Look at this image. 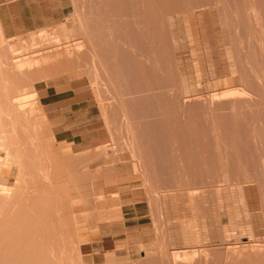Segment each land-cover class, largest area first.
<instances>
[{
  "label": "rangeland",
  "instance_id": "1",
  "mask_svg": "<svg viewBox=\"0 0 264 264\" xmlns=\"http://www.w3.org/2000/svg\"><path fill=\"white\" fill-rule=\"evenodd\" d=\"M261 1L0 0V264H264L243 228L264 226ZM48 84L82 97L92 147L57 141ZM220 155L229 189L206 176Z\"/></svg>",
  "mask_w": 264,
  "mask_h": 264
},
{
  "label": "crops",
  "instance_id": "2",
  "mask_svg": "<svg viewBox=\"0 0 264 264\" xmlns=\"http://www.w3.org/2000/svg\"><path fill=\"white\" fill-rule=\"evenodd\" d=\"M0 5H3L1 2ZM16 7L18 11L20 10L19 4L16 2ZM1 18L4 20V26H14L15 20H18L20 26L23 27L24 16L22 13L16 15H5L3 14ZM9 19V21H8ZM69 90H59L56 84H48L42 87H38L36 92L38 93L41 103L43 106L49 107L50 109L60 110L59 115L63 118V128L56 133V139L59 143L63 145L64 148H71L73 150H82L85 148L92 147L95 144L96 136L86 132L85 130L77 131L80 128H75L77 119L72 116L83 114V99L78 96L77 93L66 94ZM68 151L67 149L65 150Z\"/></svg>",
  "mask_w": 264,
  "mask_h": 264
},
{
  "label": "bare ground",
  "instance_id": "3",
  "mask_svg": "<svg viewBox=\"0 0 264 264\" xmlns=\"http://www.w3.org/2000/svg\"><path fill=\"white\" fill-rule=\"evenodd\" d=\"M145 1V0H144ZM173 1V0H172ZM194 1V0H193ZM202 1V0H201ZM210 1V0H209ZM213 1V0H212ZM217 1V0H216ZM260 1V0H259ZM263 1V0H262ZM261 1V2H262ZM123 2H124V0H123ZM175 2V1H174ZM185 2V1H184ZM177 3V2H176ZM175 3V4H176ZM182 3V2H181ZM212 3V2H211ZM126 4V3H125ZM164 4V3H163ZM170 4H172V3H170ZM174 4V3H173ZM202 4V3H201ZM177 5V4H176ZM164 6V5H163ZM119 7V6H118ZM123 8H126L125 6H122ZM165 7V6H164ZM176 7V6H175ZM196 7H198V6H196ZM255 7V6H254ZM116 8V7H115ZM170 8H172V7H170ZM174 8V7H173ZM127 10H128V8H126ZM202 9V8H201ZM204 9V8H203ZM118 10H120V9H118ZM123 11V10H122ZM122 11H117L118 13L119 12H122ZM124 11H125V9H124ZM123 11V12H124ZM142 9L140 10V8H137V9H135V10H133V13L131 12V14H134V16L135 17H141V16H143L144 14H145V12H143L144 14H142ZM165 11V10H164ZM263 11V10H262ZM119 13L120 15L122 14H124V13ZM147 12V11H146ZM168 12V11H167ZM128 13H129V10H128ZM174 13V12H173ZM126 14V13H125ZM124 14V15H125ZM119 15V16H120ZM131 17H133L132 15H130ZM176 16V15H175ZM128 17H129V14H128ZM123 18V17H121L120 16V18H119V20L122 18V19H124V20H121V25H122V22H123V25H122V27L124 26V28H125V32H124V28H121L123 31L122 32H124V34L123 35H126V39H125V41L127 42V44H128V46H126V47H129V45H131L132 47H133V45L132 44H135V43H137L138 42V40L136 39V37H133V31H132V27H133V25L132 24H130L129 22H130V20L132 19H130V20H126V19H129V18ZM171 17V16H170ZM169 17V18H170ZM229 17V16H228ZM168 18V17H167ZM164 19H165V17H164ZM254 19H255V17H254ZM261 20V19H260ZM171 22V23H170ZM174 23H175V21H174V19H173V16L169 19V24H172V27L174 26ZM111 26V25H110ZM110 26H109V28H110ZM176 26V25H175ZM237 27V26H236ZM108 28V27H107ZM242 28V27H241ZM1 29H2V27H1ZM112 29H113V27H112ZM111 29V31L113 32V30ZM168 29H170V28H168ZM173 29V28H172ZM97 30V29H96ZM103 30V29H102ZM108 30V29H107ZM178 30V29H177ZM132 31V32H131ZM175 31V30H174ZM177 32V31H176ZM168 33H170V32H168ZM109 34V33H108ZM174 34V33H173ZM231 35V34H230ZM175 37V36H174ZM103 38V37H102ZM101 38V39H102ZM104 38H105V35H104ZM136 39V41L137 42H135V39ZM105 41H106V39H104ZM104 40L102 41V43L105 45H103V48L102 49H104L106 46H108L109 44H108V40L106 41V42H104ZM259 42V41H258ZM98 44V43H97ZM99 45V44H98ZM139 45V44H138ZM97 46V45H96ZM130 46V47H131ZM99 47H102V46H100L99 45ZM135 47V46H134ZM136 47H138V46H136ZM107 48V47H106ZM140 48V47H139ZM130 49V48H129ZM101 50V49H100ZM110 50V49H109ZM135 50V49H134ZM138 50V49H137ZM137 50H135L136 52L133 54L132 53V55H134L135 56V59L138 61V64H140V65H142V64H144L143 63V60H142V58H143V56L146 54H142V52H144V51H142L141 49H139V51H137ZM174 50V49H173ZM232 53V52H231ZM141 55H143V56H141ZM150 55V54H149ZM244 55V54H243ZM103 56V55H102ZM240 56V55H239ZM1 57V56H0ZM101 59V58H100ZM147 59V58H146ZM7 61V60H6ZM100 61V60H99ZM136 61V62H137ZM4 64V63H3ZM6 65H10L9 63L8 64H6ZM257 65V64H256ZM3 68V67H2ZM139 71V70H138ZM144 71H145V68H144ZM243 71V70H242ZM141 73V72H140ZM145 73V72H144ZM257 74V73H256ZM143 77H144V75H142ZM145 76H146V74H145ZM155 76V75H154ZM151 77V76H150ZM149 77V78H150ZM148 78V77H147ZM174 78V77H173ZM154 83V82H153ZM148 84V83H147ZM172 84V83H171ZM127 86V85H126ZM153 86V85H152ZM158 86V85H157ZM173 86V85H172ZM161 87V86H160ZM159 87V88H160ZM172 88V87H171ZM149 89V88H148ZM147 89V90H148ZM154 90V89H153ZM150 92V91H149ZM134 94V93H133ZM156 94V93H155ZM148 95V94H147ZM180 95V94H179ZM137 96H139L138 94H137ZM156 96V95H155ZM147 97V96H146ZM145 97V98H146ZM149 97V96H148ZM151 97V96H150ZM152 97H153V95H152ZM177 97H179V96H177ZM9 98V97H8ZM188 98V97H187ZM251 98V97H250ZM149 99V98H148ZM156 99V98H155ZM254 99V98H253ZM10 100V101H9ZM9 102H11L12 104H18L19 106H20V102H21V99L17 96V97H13V98H9ZM146 100V99H145ZM150 100V99H149ZM186 100V99H185ZM155 101V100H154ZM263 101V100H262ZM23 102V101H22ZM139 102V101H138ZM144 103V102H143ZM145 103H146V101H145ZM156 103V102H155ZM7 104H8V102H7ZM10 104V103H9ZM140 105V104H139ZM153 105V104H152ZM135 106V105H134ZM143 106H144V104H143ZM10 107H13V106H11L10 105ZM142 107V106H141ZM149 107V106H148ZM153 107V106H152ZM235 107V106H234ZM15 107H13V109H14ZM137 108V107H136ZM146 108H147V106H146ZM9 109V108H8ZM11 109V108H10ZM9 109V110H10ZM23 109V108H22ZM144 109V108H143ZM151 109V108H150ZM154 109V108H153ZM145 110V109H144ZM2 111V110H1ZM130 111V110H129ZM152 111V110H151ZM10 112L12 113L13 111H11L10 110ZM130 113V112H129ZM14 114V113H13ZM127 114V113H126ZM132 114V113H131ZM148 114V113H147ZM3 115V114H2ZM12 115V114H11ZM6 116H7V114H6ZM5 118V117H4ZM145 120V119H144ZM16 125V124H15ZM134 133V132H133ZM165 151V150H164ZM167 151V150H166ZM207 151V150H206ZM208 153V152H207ZM206 153V154H207ZM166 154V153H165ZM147 158V157H146ZM205 158V157H204ZM208 158V157H207ZM210 159H212L213 160V162H214V153H213V156H210L209 157ZM174 159V158H173ZM180 159V158H179ZM207 160V159H206ZM208 161V160H207ZM210 161V160H209ZM208 161V162H209ZM220 161L222 162L221 163V169H219L220 167H218V168H216L215 166L213 167V169L211 170H207L208 172H206V176H208V179L211 181V182H213V180H214V177H217V178H219V177H223V182L225 183V187H226V189H229L228 187H230L229 185H231V184H233L232 182H229L230 180H229V177H228V172H227V170H226V168L227 167H225L226 165L224 164V162H223V159H222V157H221V155H220ZM203 162V161H202ZM209 164H211V162L209 163ZM205 165H207V164H205ZM213 166V165H212ZM135 167H136V165H135ZM210 168V167H209ZM59 169V168H58ZM178 169V168H177ZM185 169V168H184ZM189 171V170H188ZM156 172H157V170H156ZM227 172V173H226ZM230 176V175H229ZM247 176V174L245 175V177ZM252 176V175H251ZM257 176V175H256ZM253 177V176H252ZM174 178V177H173ZM248 178V177H247ZM185 179V178H184ZM238 179H240V177L239 178H237V180ZM245 179V178H244ZM261 181V180H260ZM239 182V181H238ZM237 182V183H238ZM248 182H249V180H248ZM189 183V182H188ZM240 183H242L241 182V179H240V182H239V184ZM256 183V182H255ZM246 184V182L244 181V185ZM254 184V183H253ZM250 187H252L251 185H249ZM242 187H244V186H242ZM191 188V187H190ZM225 189V190H226ZM232 189V188H231ZM238 189H241V188H238ZM246 189V190H245ZM248 188L246 187V188H244L243 190H239V191H244V192H249L248 190H247ZM229 191V190H228ZM233 191V190H232ZM231 191V192H232ZM236 191H238V190H236ZM251 191H253V190H251ZM180 193V192H179ZM182 193V192H181ZM185 193V192H184ZM233 193V192H232ZM231 193V194H232ZM172 195V194H171ZM229 195H230V193H229ZM229 198H230V196H229ZM168 200V199H167ZM173 200V199H172ZM261 201V200H260ZM169 203H171V202H169ZM168 203V204H169ZM165 204H166V202H165ZM230 216V215H229ZM230 219V218H229ZM262 222H264V221H262ZM246 231H248V233H249V231H251L252 233H254L256 236H258V237H260L259 235H261V234H263L264 233V226L260 223V224H257L256 226H252V227H247L246 225H244V227H243ZM243 229V230H244ZM69 230V229H68ZM250 232V233H251ZM242 233V232H241ZM247 234V233H246ZM231 235V234H230ZM241 235H244V231H243V234H241ZM253 235V234H252ZM263 236H264V234H263ZM209 237H210V234H209ZM208 236H207V233H205V232H203V233H201V234H199V233H192L191 232V243H197V244H202V242H200V241H203V240H207L208 241V239H210ZM249 238V237H248ZM253 238H251V239H248V241H247V243L249 244L248 246L250 247V249H253V251L256 249H260L261 247H260V245L261 244H259V243H256V242H254V241H256V237H255V239H254V241L252 240ZM263 239V238H262ZM66 240V239H65ZM76 240V239H75ZM259 241V240H258ZM204 242V241H203ZM262 242V241H261ZM203 245V244H202ZM253 245V246H252ZM194 246V245H193ZM264 246V245H263ZM169 248V247H168ZM195 250V249H194ZM195 251H197V250H195ZM261 251V250H260ZM192 252H194V251H192ZM198 252V251H197ZM201 252V253H200ZM200 252H199V254L201 255V257H202V255L203 254H205L206 252H207V249H200ZM249 252V251H248ZM263 252V251H262ZM208 253V252H207ZM258 253V252H257ZM176 254H178V253H176ZM181 254V253H180ZM197 254V253H196ZM198 254V255H199ZM242 255V254H241ZM244 255V254H243ZM246 255V254H245ZM248 255V254H247ZM174 256V255H173ZM179 256V255H178ZM178 256H176L175 258H177ZM193 256V255H192ZM169 257V256H168ZM224 257V256H223ZM245 257V256H244ZM255 257V256H254ZM192 258V257H191ZM237 258V257H236ZM174 259V258H173ZM214 259V258H213ZM217 259V258H216ZM221 259V258H220ZM252 259V258H251ZM251 259H249L248 261H252ZM259 260H261L260 258H258ZM175 260H177V259H175ZM174 260V261H175ZM263 260V259H262ZM170 261H172V260H170ZM178 261V260H177ZM192 261V260H191ZM206 261V260H205ZM234 261V260H233ZM243 261H244V259H243ZM246 261V260H245ZM244 261V262H245ZM190 262V261H189ZM235 262V261H234ZM257 262V261H256ZM229 263V262H228ZM237 263V262H236ZM251 263V262H250ZM190 264V263H189ZM191 264H192V262H191ZM194 264V263H193ZM238 264V263H237ZM252 264V263H251ZM256 264V263H255Z\"/></svg>",
  "mask_w": 264,
  "mask_h": 264
}]
</instances>
